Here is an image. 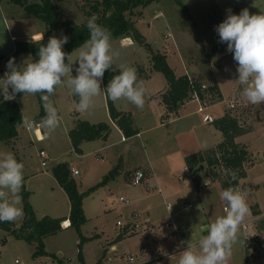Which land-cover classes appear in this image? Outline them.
<instances>
[{"label": "rangeland", "instance_id": "374dc122", "mask_svg": "<svg viewBox=\"0 0 264 264\" xmlns=\"http://www.w3.org/2000/svg\"><path fill=\"white\" fill-rule=\"evenodd\" d=\"M55 2L59 5L57 9L61 19H70L77 24H82L88 19L87 11L92 0H56ZM0 6L3 9L2 15L9 20L12 16H17L20 8V5L17 6L10 0H0ZM244 8H248L250 14H260L264 12V0H140L131 7L127 17L139 33L141 43L132 37L133 45L125 44L120 37L112 38L111 43L113 49L119 52L114 60L119 66H132L136 62L146 65L149 53L152 55L160 51L166 54L167 63L174 67L176 73H193L199 81L206 85L218 84L221 99L215 101L214 98H210L208 113L216 119L228 112L237 117L242 127L250 128L249 132L236 137L237 141L246 145L248 150V157L244 163L246 176L239 190L244 191L246 187L248 189L246 201L249 213L240 225L239 239L233 247L228 264H264L262 240L264 219L255 221L251 212V205L256 203L264 216V159L258 157L264 155V103L249 104L241 95V86L236 80L237 62L234 61L233 54L227 51L226 43L219 42L218 33L215 31V26L226 18L227 10L231 9L233 13L239 14ZM28 21L31 27L36 26L44 30V22L39 17L30 16ZM19 23L27 24L26 21ZM10 29L11 33L18 34L14 26ZM167 33L170 34L168 37L165 36ZM12 44L10 31L5 27L3 17L0 15V57L11 50ZM13 53L8 56L18 59L19 54ZM77 55L78 51L72 55L71 59L76 67H78ZM21 58L22 63L28 58L36 60L29 52ZM76 67L70 73L72 76L77 75ZM0 69L8 71L6 64L2 62H0ZM145 73L144 70L140 76L137 75L138 79L144 83L146 96L149 95L147 94L149 76H151L152 84H156V88L166 84V78L161 71L153 68L152 73L154 74L150 72L145 75ZM70 94L74 104L66 103V97ZM50 99L62 116L63 122L70 120L71 112L77 109L78 103L73 99L71 89L67 86L58 87ZM117 101L123 108H136V116L139 117L147 107L146 102L143 109H138L126 99L122 98ZM18 102L22 118L20 131L11 144L0 142V154L12 152L18 161L23 162L24 189L28 191L29 201L38 214H48L47 212L51 211H56L57 214H67L69 202L67 194L56 186L55 189L51 188L56 184L52 167L63 158H67L68 167L73 164L76 166L79 175L74 178L82 189L80 192L83 193L82 207L86 219L82 225V232L94 235L96 231L102 235V241L100 237H97L98 239L95 237L83 243L86 264H96L98 260H101V264H139L138 259L145 252H153L154 257L157 258L153 264H178L181 252L187 248V242L195 243L201 238L200 225L214 222L217 217L226 214L223 209L225 202L220 199V193L223 191L220 178L211 179L207 174L210 172L207 165H204V170L196 174L195 179L191 172L184 169L185 156L179 155L178 151L182 149L181 151L187 155L193 152V146L189 143V134L180 132L178 137L173 136L175 130L178 133L182 129L183 121L180 120L170 125L173 129H168V125L155 128L149 130L141 138L132 137L127 142L120 141V134L113 130L106 142L109 146L98 151L96 148L102 146L105 140L98 139L87 143L83 150L88 154L81 157L76 154L72 143L67 140L62 123L51 132L54 136L53 144L49 142L48 137L37 140L33 128L28 130L23 124V117L35 119L40 113L37 94H21ZM186 103H190L189 110L197 106L196 102ZM229 103H234L235 107H228ZM93 104V110L91 108L86 110L85 116L97 121L107 119L108 112L103 92L94 97ZM141 121L145 124L149 120L145 118ZM191 121L194 124L200 123L201 114L193 116ZM202 125L197 129L206 127ZM39 130L45 129L39 128ZM144 138H149V143H146ZM40 150H44L47 154L45 160L47 168L41 166ZM109 162H115V165L119 163L120 166L129 170L152 168L158 175L162 193H155L154 189L149 199H139L135 195V190L145 188L143 190L146 191L148 183L144 184L146 186L132 185L124 177L123 172L115 173L113 178L103 183H99L100 180L96 183L88 180L93 174L101 172L99 169L101 165H107ZM112 170L114 171V167L110 171ZM109 172L106 174L108 175ZM100 177L102 180L103 176ZM185 177L191 179L189 184L184 182ZM196 181L208 182V187L201 191ZM120 195L129 198L131 203L125 204L118 201ZM9 199H11V194H9ZM20 206L23 209V204ZM140 207L149 209L153 228L148 230L149 232L144 230L132 235L126 234L119 239L118 235L122 229L117 226L116 221L118 219L126 221L132 211L139 210ZM170 214L176 225L178 238L175 239L171 237L167 228L164 230L162 228V223L169 219ZM24 220L23 210V215L14 222L21 224ZM244 224L247 228H243ZM153 229L159 230L158 234ZM9 233L0 228V264H11L15 259H19L23 264H80L75 241L78 233L73 227L61 233L58 232L56 236H50L47 250L55 254L45 251L44 254L37 256H32L36 246L35 242H27ZM11 237H13L12 240ZM259 239L261 242L258 241V245L252 243ZM111 243H116V250L110 249ZM58 249L60 251L56 252ZM159 255L161 257H157ZM128 256H133L134 260H127Z\"/></svg>", "mask_w": 264, "mask_h": 264}, {"label": "clouds", "instance_id": "9594fccd", "mask_svg": "<svg viewBox=\"0 0 264 264\" xmlns=\"http://www.w3.org/2000/svg\"><path fill=\"white\" fill-rule=\"evenodd\" d=\"M226 18L215 26L219 42L226 43L227 51L237 62L236 72L240 93L252 105L264 103V12L250 14L248 8L239 14L227 10ZM93 14L87 19L89 38L81 43L76 62L77 75L72 76V64L63 46L69 37L63 33L59 38L52 36L47 44L38 49V59H26L17 64L15 57L6 62L3 77H0V95L4 100L15 98L18 93L41 94L46 115L40 121L23 117V124L32 129L37 125L51 134L61 122L58 109L50 97L61 86H67L79 97L78 111H86L93 104V98L103 92L113 102L126 99L138 109L145 104V86L138 79L133 66H121L119 74L114 75L106 87L102 88V78L106 70L112 68L119 52L112 47L110 30L97 22ZM24 164L15 154H0V222H13L23 215L21 190L24 183ZM233 180L237 173L229 170ZM187 183V181H184ZM11 194V199H9ZM247 193L235 187H228L220 193L225 202V215L211 223L199 227L201 238L195 243L187 242L181 252L178 264H228L233 247L238 242L239 228L249 213ZM207 233L202 235V233ZM184 243V242H182Z\"/></svg>", "mask_w": 264, "mask_h": 264}, {"label": "trees", "instance_id": "16d2710c", "mask_svg": "<svg viewBox=\"0 0 264 264\" xmlns=\"http://www.w3.org/2000/svg\"><path fill=\"white\" fill-rule=\"evenodd\" d=\"M14 4L20 5L26 15L39 17L45 25L44 38L41 43H34L31 40L17 41L13 54L23 52L31 53L35 59H38V49L41 44H47L52 36L57 38L63 33L69 37L67 44L63 46L66 54H70L78 48L81 43L89 38V32L86 27L87 20L82 24H77L73 20L61 19L57 7L53 0H10ZM91 1V0H90ZM140 1V0H138ZM137 0H92L89 5L88 18L93 13H98V23L106 26L112 38L132 37L141 43V38L133 22L127 17V12L138 2ZM179 2V1H178ZM152 67L161 71L167 81V89L162 94V101L167 108L174 109L178 103L191 99L192 94H196L201 100L221 99V93L216 84L206 85L202 88V83L187 75L176 76L173 69L168 65L166 56L161 53H153L151 55ZM137 74L140 76L143 69L135 66ZM121 70L115 69L112 65L110 70H106L102 78L103 88L111 81L114 75L119 74ZM23 93L16 94L20 96ZM40 103V113L36 117L40 121L45 116L44 107L40 93H37ZM106 104L111 119L122 130L123 134L130 137L136 133V129L132 126V118L130 113L117 110L114 102L106 95ZM73 99L78 102L79 97L73 94ZM37 121V122H38ZM21 122V112L18 102L15 99L4 100L0 95V141L9 144L17 135V124ZM213 124L222 134V140L213 148L203 152H195L185 156V165L190 171H194L199 165H207L210 172L208 175L213 178H220L222 190L232 186L237 188L239 182L246 176L244 163L248 157V151L244 145L235 141V137L248 131L242 127L237 117L225 112L220 117L214 119ZM110 126L108 123L100 121L98 123H89L86 120L76 119L74 126L68 131L70 141L75 152L80 153V144L84 141H90L98 138H104L109 133ZM229 170L237 173L235 180L228 175ZM222 172V174H221ZM114 171L104 175L99 183L109 180L113 176ZM52 174L58 184L63 188L70 203L69 214L65 218H56L44 215L36 218L33 207L28 198V191L23 188L21 190L23 210L25 220L18 228H13L11 222H0V228L10 231L17 238L26 240L27 242H35V250L32 256L45 253L43 238L56 234L61 230V223L65 219H69V226L73 227L79 236L77 243V258L80 264H85L82 248L83 243L95 238V234L85 236L81 232V226L85 222V216L82 207L83 193H81L75 180L72 178L71 171L66 162H59L52 167ZM198 187V185H197ZM258 214V211H253ZM125 229L121 230L118 238L124 237ZM133 234V233H131ZM130 234V235H131ZM5 239V238H4ZM3 239V240H4ZM98 260L96 264H99ZM148 264V263H144Z\"/></svg>", "mask_w": 264, "mask_h": 264}, {"label": "crops", "instance_id": "0c3cea01", "mask_svg": "<svg viewBox=\"0 0 264 264\" xmlns=\"http://www.w3.org/2000/svg\"><path fill=\"white\" fill-rule=\"evenodd\" d=\"M56 0H53V2L55 3L56 7H58L59 5L55 2ZM63 1H67V0H63ZM18 6V5H17ZM19 11L17 12V16H12V18L7 19L5 18L2 13H3V9L2 7L0 6V15L1 17H3V23L5 25V27L7 28L8 31H10V38L11 40L13 41V44L11 45V50L7 53V54H2V57H0V62H2L3 64H6V62L9 60L8 58H10V56H8L10 53L12 54L14 51H15V48H16V42L17 41H27V40H31L33 41L34 43L38 44V43H41L43 41V34H44V30H41L40 28H37L36 26L34 27H31V25H29V15H26L25 14V11L21 9V6H19ZM58 10V9H57ZM59 13V11H58ZM128 13V12H127ZM126 13V14H127ZM60 17V16H59ZM2 19V18H1ZM22 21H26V23H19V22H22ZM28 25V26H27ZM14 26L15 30L18 32V34H13L11 33V29L10 27ZM45 29V27H44ZM170 34L167 33L165 36L168 37ZM128 38V39H127ZM120 39L125 43V44H128V45H133L134 44V41L132 40L131 37H128V36H124V37H120ZM1 46V45H0ZM79 48V47H78ZM78 49L76 48L75 50H73L69 55H68V61H71L72 59V55L75 54V52H77ZM157 53V52H156ZM158 53H161L160 51ZM27 54V52H23V53H20L16 59V63L17 64H21V56ZM161 54H164L166 56L165 53H161ZM148 63L145 65L144 63H135L133 64L132 66L135 67V66H140L143 71L145 70L146 74L150 73V74H154L152 73L153 72V67H152V61H151V54L149 53V56H148V59H147ZM166 61H167V57H166ZM72 62V61H71ZM168 62V61H167ZM74 63V64H73ZM169 65V63H168ZM113 66L115 69H119L121 70V66H119L118 64H116L115 62H113ZM146 66V67H145ZM76 67V64L75 62L73 61L72 62V70ZM170 67L173 69L174 71V74L176 76H181V75H187V76H190L192 78H195L196 80L197 77L195 75H193V73H183V74H178L176 73V70L174 69V67H172L170 65ZM149 70V71H148ZM5 74V71L0 69V77H3ZM138 76V75H137ZM151 79V76H149L148 78V88H147V94L149 95H145V102H146V108H145V111H142V116H136V112H137V109L136 108H123L122 106L119 105V102L118 101H115L114 102V105L115 107L117 108V110L121 111V112H128L130 113V116L132 118V126L136 129V133L130 137H127L123 134L122 130L117 126V124L111 119L110 115H109V112H108V109H107V104H106V98H105V104H106V109H107V112H108V115H107V119L105 120H100V121H103V122H106L109 124L110 126V129H109V133L107 134L106 137L104 138H98L100 140H105L103 141V145L102 146H99L97 147L96 149L99 150H103L104 148H106L107 146H109V144H107V139L109 137V135L112 133L113 130H116L119 134H120V141L122 142H127L128 140H130L132 137H137V138H141V136H143L144 134H147L149 130H152V129H155V128H159V127H165L167 126L168 129H173L170 125H173L175 122H178V121H183L185 123H181L183 125L182 129L177 133V130H175L173 133V136L175 137H178L179 133L180 132H185L186 134H189V143L191 146H193V152L192 153H195V152H203L207 149H210V148H213L215 147L221 140H222V134L221 132L215 128L213 122H212V125H208V122H204L202 120V117H201V122L198 123V124H194V122L191 121V118L193 116H195L196 114H201V112H199L198 110V107L200 106V103L198 100L196 99H188V100H185L183 102H180V104L172 109V108H167V106L165 105V103L162 101V94L166 91L167 89V81H166V84L163 86V87H160V88H156V84H152V81H150ZM199 81V80H198ZM201 82L202 84H205L204 82L202 81H199ZM206 85V84H205ZM218 86V84H216ZM101 87L103 88V81L101 83ZM219 88V87H218ZM220 90V89H219ZM221 93V91H220ZM105 95V94H104ZM2 96V95H1ZM3 97V96H2ZM18 98L19 96L15 95V100L18 102ZM149 98V99H148ZM93 101H94V98H93ZM188 101H191V103L193 102H196L197 103V106L195 107V109L193 110H189V104L190 103H186L185 102H188ZM216 101V100H215ZM148 102V104H147ZM66 103L67 104H74L72 99H71V94L68 95V97H66ZM215 103V102H214ZM19 104V102H18ZM213 104V103H212ZM210 104V105H212ZM19 107H20V104H19ZM93 107H94V104H92V106L90 107L92 110H93ZM207 108L205 109L204 112L208 113V107L209 104L207 103ZM229 107V106H228ZM188 108V110H187ZM72 117L70 120H66L65 122H63V118L62 116L60 115L61 117V122L62 125H63V129H64V132L66 133V136H67V140L70 141V138H69V135H68V131L74 126V123H75V120L76 119H82V120H86L88 121L89 123H98L100 121H97V120H92L90 118H87L85 115H86V112L83 111H78L77 109H74L72 112ZM210 114V113H209ZM82 115L84 117H82ZM212 115V114H211ZM213 116V115H212ZM147 119L149 120L148 123H145L141 121V119ZM214 118V117H213ZM33 119V118H32ZM215 119V118H214ZM34 121H38L37 118L33 119ZM21 121H22V118H21ZM21 123H18L17 124V134L19 133L20 131V127H21ZM202 124H204V126H206L204 129L203 127H201L200 129H197L198 126H201ZM207 124V125H206ZM145 125H148L145 127ZM170 126V127H169ZM203 126V125H202ZM27 128V127H26ZM37 128L38 130L35 131V133L37 134V137L36 139L37 140H42V138H46L48 137L49 138V142L50 143H54V136L52 134H45L46 133V130H39V126L38 127H35ZM28 130H30L29 128H27ZM34 130V128H33ZM41 131V132H40ZM250 131V128H248V131ZM34 132V131H33ZM169 132V131H168ZM184 133V134H185ZM244 134V133H243ZM182 135V134H181ZM242 135V134H241ZM17 136V135H16ZM239 136V135H238ZM237 137V136H236ZM235 137V141L241 145H244L240 142L237 141V138ZM15 138V137H14ZM14 138L11 140V142L9 144L12 143V141L14 140ZM98 139H95V140H91V141H84L80 144V153H76L78 154L79 156L81 157H84L85 155L88 154V152H85L83 149H84V146L85 144L87 143H90V142H93V141H96ZM144 140L146 141V143H149L150 139L148 138H144ZM2 142V141H0ZM4 143V142H3ZM71 143V141H70ZM6 144V143H5ZM189 145V144H188ZM129 145L127 144V147ZM246 147V145H244ZM182 150V149H181ZM181 150H179V155H184L186 156V154L184 152H182ZM247 150V148H246ZM40 151H44V150H40ZM39 151V152H40ZM97 151V150H96ZM97 151V152H98ZM248 151V150H247ZM95 152V153H97ZM184 153V154H183ZM44 154L46 156V159H47V154L45 153L44 151ZM191 154V153H189ZM188 155V154H187ZM40 156V155H39ZM259 158H262L264 159V155H260L258 156ZM40 158L42 159V157L40 156ZM45 159V160H46ZM96 159H99L98 157H96ZM63 162H68L67 158H63L62 159ZM61 161H58L59 162H62ZM115 162H109V164H105V165H101V167L99 168L101 172H97L96 174H93L92 176H90L88 178V180H93L95 183L96 182H99V180L101 181V177L100 176H104L106 175L107 172H109L113 167H114V173H113V176L111 178L114 177V174L115 173H124V177L131 183V178H132V175L134 173L135 170L137 169H140V168H135L133 170H129L125 167H122V165L120 166V164H116L115 166ZM204 165V164H203ZM42 168H47V162L46 164L43 166L41 164ZM71 168H74L78 171V169L76 168V166L73 164L69 167L70 171H71ZM184 169L189 172H191V175L193 176V178L195 179L196 177V173H194L193 171H190L186 165H184ZM140 170H143L144 171V174H145V177H144V181L142 180L140 184L138 185H141V184H146L148 183V188L146 189V191H144L143 189H138V190H135V195L136 197H138L139 199H149L150 198V195H152V191L154 190L155 193H162V187L160 186L159 184V179H158V175L155 174L154 170L152 168H149V169H140ZM204 170V168H203ZM103 171V172H102ZM208 174V173H207ZM72 178L75 180L74 177L78 176L79 175V171L76 175L72 174ZM27 175L25 174V177ZM211 178V177H210ZM212 179V178H211ZM213 179H216V178H213ZM190 178L189 177H185L184 178V181H187L186 184H189L190 183ZM76 184H77V188L79 191H81V187L78 183V181H75ZM93 182V183H94ZM244 182V178L240 180L239 182V186L237 187V189H239L240 185ZM91 183V182H90ZM89 183V185H90ZM205 183V182H204ZM208 183V182H207ZM55 184V183H54ZM132 184V183H131ZM203 184V183H199V181H196V185H198V188L200 187V185ZM209 184V183H208ZM55 186L58 187L60 190H63V188L58 184L57 180H56V184L51 186L52 189H55ZM146 186V185H144ZM208 186H206L205 188L203 189H200L201 191H204ZM58 189V190H59ZM244 192H248V189L246 187V189L244 190ZM129 199V198H128ZM69 200V199H68ZM129 203H131V200L129 199ZM33 207V205H32ZM141 209H135L133 211H136V212H139L141 213L142 215V218H145V217H148L149 218V222H146L144 219L143 221L145 222V227L146 228H143L142 229V232L145 230H147V232L150 231V229L153 228V225L151 224V220H150V214H149V209L148 208H143V207H140ZM224 209V208H223ZM33 210H34V213H35V216L36 218H41L42 216L44 215H48V216H51V217H56V218H65L68 216L69 214V210H70V203L68 202V212L66 215H63V214H57L56 211H51V212H47L48 214H38L36 209L33 207ZM258 211V214H254L253 211ZM85 211V210H84ZM132 211V212H133ZM251 212L253 214V218L255 221H261L264 219V216L262 214V212L257 208V205L256 203H253L251 205ZM64 221H67L68 223L66 225L63 224ZM62 223H61V230H59L58 232L61 233V231H65L69 228H71V226H69L70 224V221L69 219H65ZM165 222H170L171 225L169 227H163V223H162V228L163 230L165 228H167V230L170 231V234H171V237L172 238H178V235H176V225L174 223V219H173V216L170 214L169 216V219ZM12 223V222H11ZM22 224V223H21ZM21 224H16L14 221L12 223V227L13 228H18ZM84 225V224H83ZM245 225V224H244ZM158 229V228H157ZM157 229H153V230H156V234H158L159 230ZM149 230V231H148ZM10 232V231H8ZM57 232V233H58ZM81 232H82V226H81ZM54 234L52 235L53 236H56L57 235ZM83 233V232H82ZM11 234V233H9ZM97 237H100L101 241H102V235L98 232L95 231L94 233ZM135 234V233H133ZM207 233H203V235H206ZM83 235L85 236H91V234H84ZM129 235V234H128ZM132 235V234H131ZM159 235H161V233H159ZM51 235L49 236H46L43 238V242H44V250L46 251V253H53L55 254V252H48L47 250V247H48V239L50 238ZM122 238V237H121ZM13 239V237H11V240ZM94 239V238H93ZM98 239V238H97ZM91 240V239H90ZM180 240V239H179ZM263 240V243H264V238L262 239ZM76 244L78 243L79 241V237L77 236L76 237ZM107 241V240H106ZM150 245V243H148ZM159 244H161L160 240H159ZM60 248V247H59ZM105 248V247H104ZM106 249V248H105ZM110 249L111 250H116L117 249V245L116 243H111L110 245ZM159 250H161L159 248ZM60 251V249H58L56 252ZM82 252H83V248H82ZM105 252V250H104ZM152 253V254H151ZM144 255V256H143ZM143 255H141L138 259V263L141 264V263H148V264H153L155 262V260L157 259L156 257H154V254L153 252H145ZM84 256V254H83ZM157 257H161L160 255L157 256ZM85 260V259H84ZM102 263V262H101ZM100 263V264H101ZM46 264V263H44ZM86 264V263H85Z\"/></svg>", "mask_w": 264, "mask_h": 264}, {"label": "built area", "instance_id": "2783aa9c", "mask_svg": "<svg viewBox=\"0 0 264 264\" xmlns=\"http://www.w3.org/2000/svg\"><path fill=\"white\" fill-rule=\"evenodd\" d=\"M201 87L205 88L206 85L202 84ZM191 98L196 99V100L199 101L200 106L198 107V110H199V112H201L202 120L204 122L212 123L214 121L213 116L211 114H209V113L204 112L205 109L207 108L206 106H207V103H208L209 100H206V99L201 100L195 93L191 95ZM229 107L230 108L235 107L234 103H229ZM36 127H38V125ZM33 128H34V132L38 130L35 127H33ZM36 137H37V134H36ZM39 155L42 157V165H45L46 156L44 154V151H40ZM71 173L76 175L78 173V171L76 169H74V168H71ZM144 177H145V174H144L143 170H140V169L135 170L133 175H132V178H131L132 185L140 184L141 181L144 179ZM207 185H208V183L205 182V183L201 184L199 188L203 189ZM118 201L123 202L125 204H129V202H130L128 198H126V197H124L122 195L118 196ZM167 207H168V205H167ZM224 209H225V207H224ZM143 219L146 222H149V218L148 217L142 218L141 213L133 211L126 221H122V220L118 219L116 221V224H117V226L120 227V229H122V230L125 229L126 230L125 234L137 233V232L142 231L143 228H146L145 227L146 224L143 221ZM170 225H171L170 222H164L163 223V227H169ZM243 228H247V226L243 225ZM258 241L261 242V239H259L257 241H253L252 243L258 245ZM255 248H257V247H255ZM127 260L133 261L134 257L133 256H128ZM11 264H23V263L19 259H15L14 262L11 263Z\"/></svg>", "mask_w": 264, "mask_h": 264}, {"label": "water", "instance_id": "95a60500", "mask_svg": "<svg viewBox=\"0 0 264 264\" xmlns=\"http://www.w3.org/2000/svg\"><path fill=\"white\" fill-rule=\"evenodd\" d=\"M180 103H178V105H179ZM203 168H204V165L203 164H201V165H199L193 172L194 173H196V172H199V171H201V170H203Z\"/></svg>", "mask_w": 264, "mask_h": 264}, {"label": "bare ground", "instance_id": "6f19581e", "mask_svg": "<svg viewBox=\"0 0 264 264\" xmlns=\"http://www.w3.org/2000/svg\"><path fill=\"white\" fill-rule=\"evenodd\" d=\"M128 39V38H127ZM68 222L67 221H64L63 224L66 225Z\"/></svg>", "mask_w": 264, "mask_h": 264}]
</instances>
